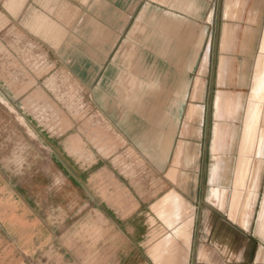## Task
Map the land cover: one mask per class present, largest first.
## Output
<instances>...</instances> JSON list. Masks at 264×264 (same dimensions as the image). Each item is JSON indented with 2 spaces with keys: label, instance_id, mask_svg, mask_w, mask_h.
<instances>
[{
  "label": "crops",
  "instance_id": "crops-1",
  "mask_svg": "<svg viewBox=\"0 0 264 264\" xmlns=\"http://www.w3.org/2000/svg\"><path fill=\"white\" fill-rule=\"evenodd\" d=\"M22 1L8 0V8L16 11ZM240 1L237 21L242 25L255 12L252 42L258 43L260 0ZM225 2L231 5V0H25L18 27L43 52L39 66L49 63L55 71L33 83L28 81L36 72L30 68L28 76L11 66L0 72V106L10 107L17 123L37 122L18 131L16 143L9 138L0 147L1 264H163L165 258L166 264H264L261 217L256 238L238 225L246 235L243 247L230 220L232 198L224 200L221 217L215 198L195 194L199 155L187 139L198 133L189 122L200 105L191 101L192 85L218 17L220 42ZM12 73L19 75L16 83L7 82ZM66 75L91 92L103 130L84 131L73 122L63 131L40 127L37 118H48L38 114L40 107L50 102L66 107L53 98L65 89L49 81ZM185 106L192 114L185 109L178 123L168 108ZM62 112L60 118H70ZM15 155L16 161L9 157ZM152 166L160 178L153 177ZM222 239L234 240L232 248L218 242Z\"/></svg>",
  "mask_w": 264,
  "mask_h": 264
},
{
  "label": "rangeland",
  "instance_id": "rangeland-1",
  "mask_svg": "<svg viewBox=\"0 0 264 264\" xmlns=\"http://www.w3.org/2000/svg\"><path fill=\"white\" fill-rule=\"evenodd\" d=\"M7 1L8 0H0V72H5L6 69H8L7 67L11 66L15 71L18 69L28 76L26 70L30 68L31 70H35L36 73L35 75H31L32 77H30V80L28 79V83H33L37 77L46 79V77L52 73L50 70L55 71V68L49 63L39 66L44 61L43 52L30 40H24L25 37L17 24L18 16L22 11L25 0L20 3V8L16 11L8 8ZM236 1L237 0H231V5L235 6ZM231 5L226 2L224 3L223 17L226 19L222 26L220 42L218 43L221 19L218 17L215 36L212 42L211 39L207 41L200 60L199 72L197 70L195 74L196 77L192 85L191 97L193 100L191 101H197L200 106L196 107L197 111L194 113L196 119L191 122V125L195 130L198 129V133L194 131V133L190 135L192 137L187 140L191 146L197 148L199 155L195 160L196 167L198 168V172L194 174V178H196L195 184L198 186L195 194L205 199L206 195H208L211 190L212 194L210 192V195L215 198L217 202L216 207L221 209H217V216L221 217L226 216L224 200H230V198H232V216L230 220L234 222L232 225L238 233L237 239L241 246H243L246 235L240 232L239 226L245 230H249L248 232L254 236V227H260L261 217L263 224L260 229V244L264 246V94L260 100L257 98L255 99L256 95H254L257 85L256 80H259L260 75V62L264 59V19L260 28L258 43L257 41L253 43L252 40L256 35V26L246 18L244 21L245 23L242 25L237 21L241 19L242 14L240 0L236 5V9H232L233 11L231 10L232 13L230 14ZM260 12L263 17L264 0H260ZM247 28L253 31V35L248 39L250 50L242 52L239 44L241 43L244 30ZM227 29H230L231 32H228ZM239 30H241L240 36H238ZM253 44L256 49L253 50L254 53L251 55ZM20 58H23L26 63V66H23V68ZM240 62L242 63L241 67H239ZM2 77L6 78L5 76ZM18 77L19 75H17V73H12L9 75V81L7 82L16 83ZM47 81L48 79L46 82ZM49 81L50 83L55 81L60 87H63V89L65 88L63 91H55V96H53V98L54 102L60 100L66 107L63 108L58 103L59 107L55 108V105L52 106L51 102L50 107H40L38 109V114L48 116V118H37L40 120L41 128H44V130L63 131L66 126H70L71 122H73L79 129L81 126L84 131L87 129L103 130L100 124L102 116L98 115L97 108L90 103L92 99L91 92L82 91L77 82L67 75L51 77ZM225 92H232L241 97L242 110H240L238 118H223L222 115L219 114V111L215 109L213 104L215 96L217 94H224ZM185 99L186 102H189L188 96H186ZM255 105L260 107V113L256 120L253 118ZM176 108L177 107H169L168 109L171 110V114H173L174 117L178 119V123H180L181 120H183L184 111L187 108L186 106L178 107L177 110H175ZM188 108L190 109L191 107ZM189 109L186 110V115H188V117L192 114ZM62 110L69 113L70 118H60V114L64 116ZM248 112L250 114L249 116ZM11 114L12 109L10 107L0 106V147L8 145L9 138H11L12 142L16 143L18 131H22V128L28 131L30 125L37 124L36 121H33L34 124L30 125L25 124L23 121H18L17 123L9 117ZM213 118L217 119H215V125L218 131H220V129L222 131L223 128L230 129L235 126L237 137L232 146L228 145L224 139L223 142L222 140H220V142L218 141L216 151L211 153L209 146L211 129L214 122ZM245 136H248L247 140H245ZM174 141H176V139ZM244 141L247 142L246 146L244 145ZM80 146V143H78V151L81 150ZM172 148L171 143L168 152L169 155L172 152ZM134 155L141 160L138 154L135 153ZM2 157L4 158V156L0 155V159ZM9 157L13 158L14 161L17 160L16 155ZM217 158L221 160V166H223L220 175V185L213 183L209 186L207 180L208 167L210 164L216 163ZM138 162L142 164V161ZM239 165L242 166L240 167ZM239 167L241 169H239ZM152 169L153 177L160 178V174L153 166ZM222 181L223 183H221ZM169 185L171 188V183H169ZM234 195H236V198H233ZM249 197L252 199L251 203L253 202L251 210L247 209V198ZM254 238L256 237L254 236Z\"/></svg>",
  "mask_w": 264,
  "mask_h": 264
},
{
  "label": "bare ground",
  "instance_id": "bare-ground-1",
  "mask_svg": "<svg viewBox=\"0 0 264 264\" xmlns=\"http://www.w3.org/2000/svg\"><path fill=\"white\" fill-rule=\"evenodd\" d=\"M239 2V0L237 1V3ZM237 3L235 4V6H234V9H236V5H237ZM233 9V10H234ZM232 13V12H231ZM230 13V14H231ZM234 13V12H233ZM226 14V13H225ZM235 14H236V12H235ZM234 14V15H235ZM241 16H242V14H241ZM226 19V18H225ZM246 19L249 21V22H251V23H255L256 22V16H255V12L254 13H250L247 17H246ZM223 26V25H222ZM252 27V26H251ZM250 28V27H249ZM248 31L246 32V34L244 35L245 37H244V39H243V42H241L240 44H239V47H240V50L242 51V52H246V51H248V50H250V45H249V43H248V39H249V37L250 36H252L253 35V31L251 30V29H247ZM228 32H229V30H228ZM231 32V31H230ZM154 35V34H153ZM263 47H264V45H263ZM263 47H262V49H263ZM239 50V49H238ZM263 51V50H262ZM220 53V52H219ZM264 55V54H263ZM261 56V55H260ZM219 58V57H218ZM256 58V57H255ZM261 59V58H260ZM260 61V60H259ZM255 62V61H254ZM256 63H257V61H256ZM200 64V63H199ZM242 66V63L240 62L239 63V67H241ZM258 67H259V65H258ZM198 72H199V70H198ZM253 72V71H252ZM257 72V71H256ZM260 75H259V80H256V83H257V85H256V89H255V94L254 95H256V97H255V99L257 98L258 100H260L262 97H263V94H264V59H262L261 60V62H260ZM257 74V73H256ZM226 76V75H225ZM239 76V75H238ZM196 77V76H195ZM194 77V78H195ZM252 77V76H251ZM255 77H257V76H255ZM197 79V78H196ZM199 79V78H198ZM195 80V79H194ZM242 80V79H241ZM240 80V81H241ZM246 80V79H245ZM200 81V80H199ZM239 81V80H238ZM243 81V80H242ZM258 81V82H257ZM242 84V83H241ZM251 85V84H250ZM140 88V87H139ZM255 88V87H254ZM65 89V88H64ZM250 90V89H249ZM230 91V90H229ZM251 91H252V89H251ZM250 91V92H251ZM190 94V93H189ZM253 97V96H252ZM251 97V98H252ZM250 98V97H249ZM254 98V97H253ZM190 99V98H189ZM193 100V99H192ZM247 101V100H246ZM252 102V101H251ZM248 103V102H247ZM257 103V102H256ZM263 103V102H262ZM188 104H189V102H188ZM195 104V103H194ZM197 104V103H196ZM213 104H214V107H215V109L217 110V111H219V114L220 115H222V117L224 118H231V119H235V118H238V116H239V113H240V110H242L241 109V97L238 95V94H235V93H232V92H225L224 94H221V95H216L215 96V98H214V102H213ZM252 104V103H251ZM259 104V103H258ZM191 105H192V103H191ZM243 106V105H242ZM256 107H255V110H254V113H253V118H254V120H256L257 118H258V116H259V113H260V107L258 106V105H255ZM250 107V106H249ZM252 107V106H251ZM188 108V107H187ZM155 109V108H154ZM193 109V108H192ZM201 109V108H200ZM250 109V108H249ZM187 110V109H186ZM250 111H251V109H250ZM187 112V111H186ZM185 112V113H186ZM217 113V112H216ZM215 115V114H214ZM250 114H249V112H248V116H249ZM185 116V115H184ZM215 117V116H214ZM246 118V117H245ZM216 119V118H215ZM243 119V118H242ZM247 119H248V117H247ZM217 120V119H216ZM222 120V119H221ZM228 121V120H227ZM240 121V120H239ZM187 122V121H186ZM185 122V123H186ZM215 122V121H214ZM221 122V121H220ZM225 122V121H224ZM238 122V121H237ZM244 122H245V120H244ZM189 123H191V122H189ZM244 124V123H243ZM192 126H190V128H191ZM239 127V126H238ZM237 127V128H238ZM246 127V126H245ZM240 128V127H239ZM247 128V127H246ZM245 128V129H246ZM241 129V128H240ZM248 129V128H247ZM228 132V133H227ZM236 128H235V126H233V128H230V129H226V128H223L222 129V131H221V129H220V131H218L217 129H216V127L214 128V130H213V138H212V143H211V152L212 153H214L215 151H216V148H217V144H218V141L220 142V140H222V142H223V139H224V141H226V143L228 144V145H233V143L235 142V140H236ZM181 133H182V131H181ZM220 133V134H219ZM190 134V133H189ZM188 134V135H189ZM246 134H247V132H246ZM219 135V136H218ZM246 137V139L245 140H247V137L248 136H245ZM244 139V138H243ZM186 141V140H185ZM245 142V141H244ZM246 143L247 142H245V146H246ZM238 145V144H237ZM243 149V148H242ZM216 154V153H215ZM219 155V154H218ZM214 156V155H213ZM244 156V155H243ZM242 156V157H243ZM184 157V156H183ZM216 158V157H215ZM244 158V157H243ZM246 158V157H245ZM242 159V158H241ZM216 160V159H215ZM243 160V159H242ZM242 164H243V162H242ZM222 165V162H221V160H218V158H217V161H216V163H214V164H212L211 166H210V168H208V173H209V179H208V181L210 182V184H213V183H216L217 185H220L219 184V182L221 181V177H220V175H221V172H222V169H223V166H221ZM240 166V165H239ZM242 166V165H241ZM240 166V167H241ZM251 166V165H250ZM173 167V166H172ZM239 167V169H241ZM183 169V168H182ZM238 169V170H239ZM180 170V172H181V169H179ZM237 170V169H236ZM238 173V172H237ZM167 175V174H166ZM181 175H182V173H181ZM178 176V175H177ZM235 176V175H234ZM177 178V177H176ZM221 183H223V181L221 182ZM209 184V183H208ZM234 184V183H233ZM238 189V188H237ZM215 191V190H214ZM210 192H211V194H212V191L210 190ZM210 192H209V194H210ZM236 192H237V190H236ZM237 194V193H236ZM170 195V194H169ZM236 195H234L233 196V198L235 197ZM169 198H170V196H168ZM180 196H178L177 197V199L179 198ZM212 197V196H211ZM213 198V197H212ZM236 198V197H235ZM181 199V198H180ZM179 199V201L180 202H182L181 200ZM171 200H173V199H170V201ZM243 200V199H242ZM251 198L249 197V198H247V209L248 210H251L252 209V203H251ZM260 200V199H259ZM178 201V202H179ZM163 202H164V200H163ZM162 202V203H163ZM175 202V201H174ZM184 202H182V204H183ZM234 203V202H233ZM170 204V203H169ZM175 204H176V202H175ZM179 205V204H178ZM187 205H188V203H187ZM177 206V204L174 206V207H176ZM190 206V205H189ZM263 206V205H262ZM170 207V206H169ZM160 208H162V205H161V207ZM159 208V209H160ZM180 208H181V206H180ZM184 208V207H183ZM186 208H187V206H186ZM171 209V208H170ZM169 209V210H170ZM189 209V208H188ZM180 210V209H179ZM187 210V209H186ZM263 210V209H262ZM171 211H173V209L171 210ZM189 211V210H188ZM253 211V210H252ZM159 212V211H158ZM183 212V211H182ZM181 212V213H182ZM185 212V211H184ZM189 213H190V211H189ZM262 214V213H261ZM170 215H171V213H170ZM180 215H182V214H180ZM185 215V214H184ZM184 215L182 216V217H184ZM187 215V214H186ZM238 215V214H237ZM169 216V215H168ZM172 216H174L173 215V213H172ZM176 216V215H175ZM177 216H179V215H177ZM187 216H190V214L189 215H187ZM181 216H179L175 221H177L179 218H180ZM238 217V216H237ZM169 218V217H168ZM170 219H171V217H170ZM174 219V218H173ZM172 219V220H173ZM169 219H167V221H168ZM261 220V219H260ZM183 221V220H182ZM182 221H180V222H182ZM169 222H171L170 220L168 221V223ZM165 223H166V221H165ZM171 223H174V221L173 222H171ZM188 223V222H187ZM261 223V222H260ZM186 224V223H185ZM185 224H183V225H185ZM261 225V224H260ZM167 226V225H166ZM169 226V225H168ZM174 226V225H173ZM175 227V226H174ZM180 227H182V226H180ZM180 227L177 229V230H179L180 229ZM185 227V226H184ZM171 228V227H170ZM173 229V228H172ZM186 229V228H185ZM259 230V229H258ZM186 231V230H185ZM175 232H177L176 230H175ZM174 232V233H175ZM178 233V232H177ZM176 233V234H177ZM186 233H187V231H186ZM180 235V234H179ZM187 236V235H186ZM180 238H182L181 236H179ZM178 237V238H179ZM160 240H162V239H160ZM160 242V241H159ZM187 242V241H186ZM218 242L219 243H221V244H225V242H224V239H222V240H218ZM232 242H234V240H230V239H228L227 241H226V246L228 247V248H232L231 247V243ZM264 242V241H263ZM162 243V242H161ZM164 243V242H163ZM162 245L163 244H161V247H162ZM162 251V250H161ZM172 251V250H171ZM166 252V251H165ZM174 252H172V254H173ZM154 254V253H153ZM152 254V255H153ZM162 255V254H161ZM168 255H170V254H168ZM168 255L166 256L165 254H164V256H166V257H168ZM173 256V255H172ZM231 256H229V258H230ZM173 259L174 258H176V257H172ZM169 259H170V257H169ZM173 259H172V261H173ZM166 260H167V258H165V262L163 261V264L165 263H167L166 262ZM180 260V259H179ZM167 261H169V260H167ZM172 263V262H171Z\"/></svg>",
  "mask_w": 264,
  "mask_h": 264
},
{
  "label": "water",
  "instance_id": "water-1",
  "mask_svg": "<svg viewBox=\"0 0 264 264\" xmlns=\"http://www.w3.org/2000/svg\"><path fill=\"white\" fill-rule=\"evenodd\" d=\"M254 49H256V48H254V44H253V48H252V50H251V55H253V53H254L253 50H254ZM248 55H250V54H248ZM251 55H250V56H251ZM137 145H138V147L140 148L142 154H143L145 157H148L149 161L152 162V163L154 164V162L151 161L150 157L144 152V150L142 149V147H141L138 143H137ZM169 147H170V145H169ZM169 147H168L167 152L169 151ZM167 152H166V154H167ZM166 157H167V156H166Z\"/></svg>",
  "mask_w": 264,
  "mask_h": 264
}]
</instances>
